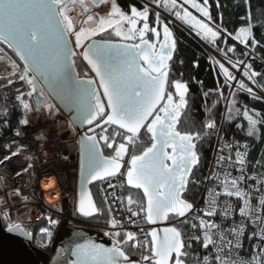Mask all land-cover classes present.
<instances>
[{
	"label": "snow or ice",
	"instance_id": "snow-or-ice-1",
	"mask_svg": "<svg viewBox=\"0 0 264 264\" xmlns=\"http://www.w3.org/2000/svg\"><path fill=\"white\" fill-rule=\"evenodd\" d=\"M150 3L174 15L220 52L231 68L253 85L258 84L257 77L264 76L246 59L233 62L228 56L237 52V45L248 49L241 53L245 57L257 46L264 47L254 34L256 25L250 0H243L248 12L241 19L246 21V26L234 33L218 25L211 26L209 0H182V3L180 0H150ZM189 9H194L204 19ZM153 11L147 4H129L125 9L118 0H0V44L11 49L20 62H12L11 70L5 68V71L28 86L29 90L17 97L25 115L32 108L24 96L35 95L37 112L46 110L55 116L62 105L70 113L69 126H87L79 140L81 182L75 211L85 218L102 215L88 186L102 182L114 189L116 185L112 180L121 176L128 188L143 194L140 202L130 194L118 197L120 205L127 202L130 222L135 223L131 218L142 215L148 225H157L175 217L178 223L189 226L191 218L190 228L195 230L186 243L184 231L174 225L153 227L145 232V240L141 242L135 232L123 231L122 220L116 219L109 208L107 225L111 230L104 235L111 239V246L89 239L83 242L74 239L58 252L62 257L58 264H188L193 241L207 252L193 257L194 264H264V172L258 176L246 175L247 145H235L233 159V144L220 138L223 143L219 152L224 153L226 149L228 155L217 156L222 175L213 172L208 179L215 180L219 190L215 186L208 189L202 216L193 215L195 205L185 198L189 183H194L190 177L200 163L197 143L217 132V128L214 121L208 119L203 133L180 130L189 107V87L182 80H170V62L177 50V40L168 23L162 20L161 11H155L154 22H150ZM73 12L77 15L73 16ZM258 16L264 17V10ZM260 26L264 27V19ZM105 33L119 42L96 39ZM228 37L237 44L220 47L221 42L227 45ZM78 58L94 76L87 72L84 78L80 76L76 71ZM213 63L219 65L218 74L224 77V86L235 89L230 93L233 99L227 104V119L231 121L242 115L247 121L246 129H242L246 135H259L258 125H264V113L253 112L246 106L241 112L236 107L235 96L242 91L256 99L261 97L225 63L218 60ZM7 82L12 84L13 80ZM258 86L264 91V83ZM214 107L215 104L208 109L209 113ZM27 123V119L20 120L21 125ZM236 127L241 128V125ZM142 134L150 143L136 152ZM241 147L245 150L240 151ZM105 148L112 150V154L106 155ZM9 158L5 156L4 160ZM257 163L264 167V158ZM230 168H235L239 175L233 177ZM249 180L257 183L248 184ZM48 187L51 185H45ZM16 195H20L19 191ZM221 197L227 199L221 202ZM237 207L239 221L233 218ZM0 217V228L7 233L28 241L33 239V232L9 212L0 213ZM215 217L220 218L219 223L211 219ZM48 220L53 228L59 224L51 217ZM249 225L254 226L250 233L246 231ZM41 233L46 239L37 243L40 248H47L53 232L43 228ZM245 236L257 243L251 245L250 255L241 256V251H247L243 244ZM127 247L140 250L138 260L131 258Z\"/></svg>",
	"mask_w": 264,
	"mask_h": 264
},
{
	"label": "built area",
	"instance_id": "built-area-1",
	"mask_svg": "<svg viewBox=\"0 0 264 264\" xmlns=\"http://www.w3.org/2000/svg\"><path fill=\"white\" fill-rule=\"evenodd\" d=\"M97 11L99 10L97 9ZM71 14L77 15L75 12ZM0 57H3V60H0V160H4L5 156L10 157L0 163V213L9 212L11 217L18 219L25 226L51 213L58 216L60 221L66 219V226L68 227H87V229L99 232L110 239L104 235L106 231L111 230L107 222L96 224L93 219H83L76 215L80 162L79 133L74 131L72 126H69V120L61 108L60 113L55 116L49 115L46 110L37 112L34 96L32 98L24 96L32 108V111L25 115L17 97H20L21 93H26L29 90L28 86L18 78L7 75L5 68L10 71V64L16 61L4 51L1 44ZM254 65L256 69H260L259 61L254 60ZM8 79H12L13 83L8 84ZM21 119H27L28 123L21 125ZM216 128L217 132L210 134L213 137L211 154L200 182L199 196L194 202L193 215L200 214L202 216L206 207L205 199L208 197L209 188L215 186L219 190L217 182L215 180L210 182L208 178L213 172L222 175L223 169L217 164V156L218 154L228 155L226 149L224 153L219 152L223 141L233 144L231 153L233 159L237 150L235 145H247V152L251 147V143L247 140L239 141L223 137L221 126L218 125ZM221 137L223 141L220 139ZM239 150L244 151L245 149L241 147ZM12 153H16V155H12ZM229 170L233 177L239 175L235 168ZM245 171L248 176H258L248 172L247 167ZM49 181L52 182V186L45 188L43 184H47ZM122 182L123 177L114 178L112 180V183L116 185L114 189L108 188L106 183L99 182L97 184L104 202L108 201L105 203L108 219L110 216L109 208H111V214L115 215L116 219L122 220L125 225L123 231L135 232L143 242L145 232L153 227L146 223L142 215L131 218L135 223L129 221L130 213L127 211V202L125 200L124 204L120 205L118 199V197L128 196L124 192L126 187ZM247 183L256 184L257 181L249 180ZM17 191L20 195H16ZM46 192L52 194L56 192L58 199L54 203L49 201L45 196ZM220 199L223 202L227 198L221 197ZM232 199L236 203L235 198ZM135 207L136 205H133V208ZM233 218L236 221L240 220L238 207L234 209ZM0 219L2 223V217ZM211 219H215L217 223L220 222L219 217ZM191 222V218H189V225ZM224 226L227 227L228 224L226 223ZM141 228L144 229L143 232L140 231ZM253 230L254 226L252 225L246 229L249 233ZM194 231L190 228V234ZM192 243L197 248L198 254H207L198 242L193 241ZM255 243H257L256 240L249 241L245 236L243 244L247 251H241L240 255H250L251 245ZM133 251V258L136 259H132L138 260L140 250L133 249Z\"/></svg>",
	"mask_w": 264,
	"mask_h": 264
},
{
	"label": "trees",
	"instance_id": "trees-1",
	"mask_svg": "<svg viewBox=\"0 0 264 264\" xmlns=\"http://www.w3.org/2000/svg\"><path fill=\"white\" fill-rule=\"evenodd\" d=\"M150 3V0H144ZM202 2V0H201ZM118 3L127 9L129 4L142 5L139 0H118ZM251 11L254 17L253 23L256 25L254 28V34L257 40L264 44V27L260 26L261 19L264 17H259L258 13L264 10V0H250ZM217 4L220 6L217 7ZM154 5V4H153ZM155 6V5H154ZM208 8L213 21L212 26H221L226 29L229 33H234L241 26H246V21L241 19L245 17L248 12L247 6L243 3V0H209ZM162 10V9H159ZM154 12V11H153ZM167 13V12H165ZM168 14V13H167ZM169 15V14H168ZM175 19L174 15H169ZM162 18L171 27L174 36L177 40V50L174 53L173 60L170 62L171 65V75L170 80H182L188 84L189 94L188 101L189 107L186 113L185 119L180 124L181 131H200L203 133L205 131L204 124L208 119L214 121L216 126H221V134L225 138L237 139V140H247L251 143V147L248 152L247 159V170L248 172L255 173L259 175L260 172H264V167H261L257 161L264 158V125H258L259 135L255 137H248L244 130L247 127V121L243 120L242 115L237 116L235 119L229 121L228 116V101L232 100L233 97L230 94L235 89L230 90L224 86V77L219 75V65L213 63L215 59L206 48H204L198 41H195L185 30L181 29L178 25L167 20L163 15ZM182 24V23H181ZM183 25V24H182ZM187 30H189L185 25H183ZM190 31V30H189ZM109 38L114 36L109 33H105ZM106 37V38H108ZM105 38V37H104ZM202 41V40H201ZM204 42V41H203ZM216 55L227 59L214 47L210 46L208 43L204 42ZM237 42L233 41L230 37L227 38V45L223 42L220 43V47L224 48L230 45H236ZM4 51L13 58L18 64V58L15 53L7 48L5 45L1 44ZM237 52L235 54L229 53L228 56L232 58V61L237 59H246L241 53L248 51L244 49L243 45H237ZM256 59L260 60L264 64V47L257 46V49H253L251 52ZM228 63V62H227ZM231 65L230 63H228ZM259 72L264 73V66L258 69ZM7 79V78H6ZM259 83H264V76L256 78ZM255 85L259 91L264 94L261 88ZM218 85L220 86L218 88ZM208 93V96H205ZM222 93V96H221ZM235 99L237 101L236 107L243 111L244 107L250 108L253 112L264 113V101L263 99H256L250 97L246 92H237ZM215 104L212 111L209 113L208 109ZM240 124L241 128H237L236 125ZM150 143L146 135L142 134V142L136 146V152L143 150V147ZM213 143V137L211 135L204 136V138L197 143V152L200 156V163L197 165L190 177V180L194 183H189L188 191L185 193V198L194 204L199 196L200 182L204 176L206 166L211 154V148ZM93 198L98 207L102 210V215L93 218V222L99 224H105L108 219L107 210L105 207L104 199L100 193L98 185H93L90 187ZM127 195H132L133 199L137 202L142 201V195L138 191H133L126 189L124 191ZM60 220L55 214H46L43 218L35 220L29 223L26 227L29 231L33 232L32 242L38 248L39 245L37 241L41 239H46L41 233V229L49 228L54 233L56 231V225L54 228L49 224L48 218ZM167 224L170 226H176L180 228L185 233V241L187 243L188 236L190 235V225L185 226L177 222V218L171 217ZM52 237V240H53ZM51 242L48 244L47 248H40L43 251H49ZM127 251L131 258L134 256V251L131 247H127ZM198 254L197 248L193 244L191 249V255L188 258V264H194V259Z\"/></svg>",
	"mask_w": 264,
	"mask_h": 264
},
{
	"label": "water",
	"instance_id": "water-1",
	"mask_svg": "<svg viewBox=\"0 0 264 264\" xmlns=\"http://www.w3.org/2000/svg\"><path fill=\"white\" fill-rule=\"evenodd\" d=\"M143 1V0H140ZM146 4L150 7L149 3L146 2ZM154 8V7H152ZM163 16L169 18L166 14L162 13ZM172 20V19H171ZM176 25H178L181 29L185 30L192 38L195 39V41H198L204 48L210 49L205 43H203L201 40H199L197 37H195L190 31L185 29L183 26L178 24L176 21L172 20ZM112 42H119L115 40H110ZM85 63V62H84ZM86 64V63H85ZM87 66V65H86ZM88 68V67H87ZM89 69V68H88ZM90 70V69H89ZM91 72V70H90ZM94 76V73H92ZM35 99V95H34ZM60 108L62 109L67 116L68 120L70 121V113L63 108L61 105ZM72 127L74 128V131L79 133V140L81 136L83 135V132L86 131L87 126H80L79 124H73ZM79 142V141H78ZM80 146V144H79ZM80 163V162H79ZM79 178H78V192L80 188V172ZM124 181V178H123ZM99 182H94L92 185H89V189L91 186L98 184ZM125 184L126 189L128 186ZM133 191H138L135 189H130ZM91 191V190H90ZM142 196V192L138 191ZM78 198V193H77ZM80 218L83 219H93V218H85L81 217L78 213L76 214ZM175 218V217H174ZM0 224L1 219H0ZM155 228H163L167 225L166 221L160 222L157 225H150ZM56 231L54 233V237L51 243V246L49 247V251H43L37 246H35L31 241L25 240L23 237L15 236L14 234H9L6 232V229L0 228V264H58V262L62 259L61 256L58 255V252L64 248L65 245H67L70 241L74 239L79 238V242H83L84 239L92 240L95 243L104 244L106 247L111 246V240L107 239L101 233L83 228V227H68L66 226V219L63 221H60L58 226H56ZM136 259V258H133Z\"/></svg>",
	"mask_w": 264,
	"mask_h": 264
},
{
	"label": "rangeland",
	"instance_id": "rangeland-1",
	"mask_svg": "<svg viewBox=\"0 0 264 264\" xmlns=\"http://www.w3.org/2000/svg\"><path fill=\"white\" fill-rule=\"evenodd\" d=\"M139 2L143 3V5L146 4V2H145L144 0H143V1H140V0H139ZM180 2L182 3V0H180ZM150 5H152V7H154V8H152V7L149 6L151 9H154L155 11H161L162 13L166 14L169 18H167V17H165V16H164V17H165L167 20H169L170 22H173L172 20H174V21H176L178 24H180L181 26H183V25L181 24L180 21H178V20L172 18L171 16H169L167 13L163 12L162 10L156 9V7H155L153 4H150ZM184 7H188V6L185 5ZM189 10L192 11V13H193L194 15H196L198 18H200L201 20L204 19V18L201 17L200 14L197 13L194 9H189ZM155 11H154V12H155ZM162 15H163V14H162ZM171 19H172V20H171ZM173 23H174V22H173ZM211 26H212V25H211ZM183 27H184V26H183ZM213 27H214V26H213ZM184 28H185V27H184ZM185 29H186V28H185ZM188 31H189V30H188ZM190 32H191L195 37H197L199 40H201L198 36L195 35V32H193V31H190ZM202 42H203V41H202ZM203 43H204V42H203ZM207 51H209V53H210L215 59H217L218 61H220V62H222V63H225V66H226V67H229L230 71H232L235 75H237V77H238L239 80L245 81L246 84H248L249 86L253 87V92L256 94V96L261 97V99H263V101H264V94H263L261 91H259V89H258L255 85H253L250 81H247L246 78L243 77L242 73H237L235 69H232V68H231V65H229V64L225 61V59H223V58L219 57L218 55H216L211 49H207ZM246 60H247V62H249V63H253L254 70H256V71H258V68L256 69V67H255V65H254V60H255V61H259V63H260V68L264 66V64H263L260 60L256 59V57H255L252 53H251V55H249V56L246 58ZM231 90H232V89H231ZM59 223H60V220H59ZM107 239H108V238H107ZM109 240H110V239H109ZM46 252H48V251H46Z\"/></svg>",
	"mask_w": 264,
	"mask_h": 264
},
{
	"label": "flooded vegetation",
	"instance_id": "flooded-vegetation-1",
	"mask_svg": "<svg viewBox=\"0 0 264 264\" xmlns=\"http://www.w3.org/2000/svg\"><path fill=\"white\" fill-rule=\"evenodd\" d=\"M143 5V3H142ZM154 18H155V12H152L151 13V17H150V22H154ZM162 20L165 22V20L162 18ZM167 23V22H166ZM169 26V25H168ZM170 30L171 27L169 26ZM105 37V38H104ZM108 37L107 34H103L101 37H97L96 39H103V40H115V41H118L117 38L115 37H112V38H106ZM161 40H162V34H161ZM76 71L80 74V76L82 78H84V73L87 72L89 74V76H93V74L90 72V70L87 68L86 64L83 62L82 59L78 58L77 61H76ZM100 130L97 129V132H99ZM117 142L119 143L120 140L118 139ZM105 151V154L106 155H110L112 154V150H109V149H104Z\"/></svg>",
	"mask_w": 264,
	"mask_h": 264
},
{
	"label": "bare ground",
	"instance_id": "bare-ground-1",
	"mask_svg": "<svg viewBox=\"0 0 264 264\" xmlns=\"http://www.w3.org/2000/svg\"><path fill=\"white\" fill-rule=\"evenodd\" d=\"M44 186L45 185H51L52 186V182L51 181H49V183H45V184H43ZM48 188H50V187H48ZM57 193L56 192H54V194H52L51 192H46V198L49 200V201H51V202H55L57 199H58V196L56 195Z\"/></svg>",
	"mask_w": 264,
	"mask_h": 264
}]
</instances>
